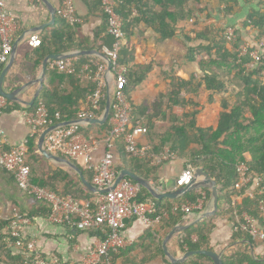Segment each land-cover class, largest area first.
Here are the masks:
<instances>
[{
  "label": "trees",
  "instance_id": "16d2710c",
  "mask_svg": "<svg viewBox=\"0 0 264 264\" xmlns=\"http://www.w3.org/2000/svg\"><path fill=\"white\" fill-rule=\"evenodd\" d=\"M86 2L90 14L101 13L103 17L102 27L95 32L93 42L80 36L81 21L71 25L57 14V22L53 27L55 30L44 37L37 47V56H33L34 62H41V57L44 56L42 52L61 55L75 50L94 49L102 53L103 47H112L114 40L107 33V18L101 2L99 0ZM120 2L116 12L123 21L125 40L136 35L138 25L142 24L161 42L173 41L182 44L184 51L179 60L197 70L192 72L188 79L171 76L169 89L153 99L150 106H137L131 102L132 123L139 121L147 129L146 134L151 141L150 151L158 155L163 149L170 147V151L181 158L189 153L191 169L194 172L203 169L218 187V212L180 232L174 238L181 253L213 251L211 235L217 222L227 216L234 219L235 211L238 215L243 212L249 213L257 218L260 226L264 228V184H260L255 190L253 198L245 195L246 189L236 187L238 164L247 165L252 176H264V0H120ZM219 20L227 25L218 24ZM235 20L240 21L237 23H240V26L235 24ZM202 22L205 27L200 30L187 29V25L198 27L196 25ZM181 23H184V26L181 27ZM230 30L233 32L232 35L229 34ZM250 34L251 37H248L250 39L246 38V35ZM252 53H257L259 59H255ZM90 59L97 60L99 64L104 63L96 57H85L74 64L75 68L80 69L84 65L83 62ZM133 62V52L128 43L122 44L118 65L127 67L124 91L129 100L132 90L142 83L147 71L152 70V67L150 69L149 66H136ZM175 66H178L177 63ZM47 76L60 85L69 82L72 86L71 92L65 95L63 90L57 87L52 89L45 87L35 104L25 108V111L33 112L43 104L50 116L60 114V123L79 120L81 101L86 100L87 94L95 89V85L89 82L83 84L75 75L59 72L54 68H51ZM218 101L221 111L218 114L217 126L207 128L199 126V116L207 106ZM105 105L106 98L101 102L98 117L102 115ZM11 107L19 106L7 100L5 111ZM175 107L183 109L181 116L174 114ZM76 129L87 139L95 138L102 141L109 134L111 126L108 120L104 125H78ZM43 131L44 129H41L27 141V165L30 168L31 183L61 195H70L79 201L91 202L95 209V199L99 195L90 193L73 169L52 164L39 154L37 143ZM192 145L194 147L190 148ZM116 146L123 164L116 168L117 172L126 168L136 175L157 181L154 175L159 167L152 166L151 158L139 159L129 155L125 150L124 137L116 142ZM0 172L5 173L11 183L19 188L13 174L2 167ZM83 174L93 183L91 170L83 169ZM60 185L62 191L58 190ZM203 194L207 203L211 197V191L208 189L193 191L177 200L158 201L146 189L141 188L139 200L153 203L158 215L170 213L175 204L196 203ZM236 197H241L243 201L240 204L233 203ZM40 203L45 210L42 214L46 218L50 213V206L43 201ZM20 214H24L22 210ZM27 216L36 218L34 213H28ZM184 216L181 212L175 216L170 214L168 219L157 226L156 231L150 229L145 239L148 237L153 239L161 232L164 235L168 234L182 222ZM235 224V227H238L236 221ZM8 225L9 221H1L0 232ZM4 239L5 237L0 235V264H25L26 254L18 249L8 248L3 243ZM258 244L247 233L234 232L230 248L223 255V263L264 264L263 258L256 259L252 255ZM121 249L110 252L113 262ZM157 251L160 257L166 260L161 241L158 243ZM4 257H9L10 261ZM166 262L171 264L167 260ZM182 264L214 262L204 255H195Z\"/></svg>",
  "mask_w": 264,
  "mask_h": 264
},
{
  "label": "built area",
  "instance_id": "2783aa9c",
  "mask_svg": "<svg viewBox=\"0 0 264 264\" xmlns=\"http://www.w3.org/2000/svg\"><path fill=\"white\" fill-rule=\"evenodd\" d=\"M103 12L107 18V33L113 38L111 48L103 47L102 52L112 62L115 72L113 75L115 90L113 92L112 114L109 119L111 130L102 141L92 138L87 139L79 133L76 126H58L51 131L45 140V148L55 154L77 162L83 169L93 172V184L99 188H110L106 194H98L95 199V209L91 202H83L74 199L70 195H61L48 188L35 186L30 180V168L27 165L28 139L6 149L3 141L4 131L0 126V167L14 175L19 188L43 201L50 206V213L46 221L56 226L71 225L79 231L97 230L100 239L93 249L78 263L70 264H114L110 252H116L120 248L132 245V241H126L121 233L125 219H137L147 229L157 227L163 220L168 219L170 214L177 215L180 212L185 216L202 211L205 204V194L196 203L175 204L170 213L164 212L156 215L153 203L139 200L141 186L128 179H123L115 187L118 175L113 149L116 142L124 137L126 152L137 158H149L147 147H140L137 138L145 135L147 129L141 122L132 123V106L124 87L126 86L125 75L127 67L118 65L119 50L125 39L123 21L117 14L116 8L120 0H99ZM58 15L68 23L79 22L73 0H61L57 11ZM18 27L13 15L6 9L4 1L0 0V67L9 61L13 50L14 35ZM229 34L233 32L230 30ZM30 43L34 47L40 45V40L33 37ZM255 59H259L257 53H252ZM51 68L57 69L69 75H75L95 85V89L86 96V108L80 112V119L98 118L101 111V102L105 98L106 86L105 65L90 63L83 65L79 70L73 67L67 60L55 61ZM7 107V99L0 95V117ZM25 121L29 127V137H34L41 129H48L60 125L61 116L56 113L50 116L45 105L40 104L33 112L24 113ZM130 126V128H129ZM100 142L106 147L102 158L98 163H92V155ZM175 159L170 151L165 150L158 157L156 163ZM238 176V189H246L245 195L253 198L255 190L264 184V176H252L249 167L243 163L236 167ZM195 172L187 168L180 175L177 185L179 187L190 185L195 179ZM262 208V203H260ZM238 227L234 232L247 233L254 241L264 243V228L258 220L247 212L238 215ZM9 221L6 230L5 243L8 248L18 249L26 254L25 264H63L58 257H44L38 250L34 240H26L24 231L29 227L33 219L27 215L14 214Z\"/></svg>",
  "mask_w": 264,
  "mask_h": 264
},
{
  "label": "crops",
  "instance_id": "0c3cea01",
  "mask_svg": "<svg viewBox=\"0 0 264 264\" xmlns=\"http://www.w3.org/2000/svg\"><path fill=\"white\" fill-rule=\"evenodd\" d=\"M3 1L6 9L13 15L18 27L14 35L13 43V49L14 47L17 48L16 57L14 63L6 74L4 79V87L8 93L17 91V95L15 97L16 101L12 103L17 104L19 107L9 108L0 117V126L4 131V144L7 147H12L28 139L29 137L30 131L26 124L24 113L27 112L25 111V108L31 107L30 103L33 102L37 95L39 98L45 87H49L50 89L57 87L58 89L63 90L65 95H68V93H70L72 90V86L69 84V82L60 85L53 81L51 77L47 76L49 71H51V66L55 62L54 60L49 62L47 71L44 74L43 65L45 60L53 54L42 52L41 54L44 56L41 57V62H34L33 56H37V47L32 46L30 43V40L33 37H37L38 40L42 41L44 37H46L48 34H51L53 27L57 22V11L61 4V0ZM73 1L76 8L77 17L79 18V21L82 22L79 29V34L82 37L90 39V42H93L95 32H97V30L100 29L103 24L102 14H90L89 6L87 5L88 3L86 0ZM54 9L56 10V13L55 19L53 20L52 11H54ZM180 26H184V23H181ZM126 43H128L130 50L133 52V64L141 67L149 66L150 69L152 67V70L147 71L145 79L142 81V83H139V85H137L130 93V102H132L134 105L150 106L153 102V99L169 89L171 76H175L179 79H188L192 72L197 71L188 63L183 64V62L179 60L184 51L182 44L179 45L173 41L161 42L156 35H154L142 24L138 25L136 35L132 36L129 40L124 39L123 45ZM90 50L97 51L94 49ZM90 50H75L64 54L72 55L71 58L66 60L69 62V64L75 67L74 64L80 62V58H91L95 56H76L75 54L73 55V53ZM101 60L104 61L103 59ZM9 61L0 67V77L6 66L9 64ZM83 63L86 65L98 62L97 60L90 59L84 61ZM176 63L178 66H175ZM102 65H105L107 68L105 77L106 86L104 89V94L107 97L108 91L113 93L115 90V83L108 63L104 61ZM79 79L83 84L84 82H88L81 78ZM85 103L86 102L84 100L81 101L80 112L86 108ZM213 105L207 106L204 112L199 116V126L204 128L217 126V121L215 124L211 123L212 119H214V116L210 115L208 116L207 121L202 124V119L209 111L208 108H212ZM173 112L174 114L181 116L183 114V109L175 107ZM137 142L140 147L148 148V153L151 156L149 158L152 159V166L159 167L157 173L154 175V178H157V181H153V178L147 180L154 183L161 191L162 186L167 187V185H172V183L176 182V188H168L166 193H170L177 188H181L177 185V181L185 169L191 168V158L189 153L181 158L178 155L172 153L170 151V147H166L162 152L156 155L150 151L151 141L148 139L147 134L138 136ZM106 147L107 146H105L103 142L98 144L96 151L92 155L93 164L99 162L106 151ZM193 147V145L190 146V148ZM165 150H168L173 155H175V159L166 160L162 163H156V157H158ZM112 151L114 154L116 168L121 167L123 164L121 162V157L118 150L116 151L115 148V150L113 149ZM49 162L55 164L51 161ZM76 164L78 163L76 162ZM58 166H62L64 168L66 167L63 165ZM78 166L81 167L79 164ZM124 169L126 168H123L122 170ZM202 178L203 177L200 176L197 179L200 180ZM58 190L62 191V185L58 187ZM33 198L32 196L28 195V193L21 191L16 186V184L11 183L5 173L0 172V223L3 220H10L11 217L16 213L20 214V210L23 211V215L34 213L36 218L33 219L32 224L24 231L26 240H34L38 250L44 257L56 256L63 264L80 262L93 249L97 241H99L100 232L97 230L79 231L71 225L56 226L48 223L42 214L45 211L42 204L40 201L38 202L35 198ZM162 201H164V199ZM242 201L243 200L241 197H236L234 198L233 203L237 202L240 204ZM208 203L209 201L204 204V209L202 211L184 216L182 222L178 223L177 225L186 227V229L192 227L190 225L196 219V214L204 212L208 207ZM165 204L166 203H164V205ZM235 212L234 219L227 216L223 217L217 222L218 224H216V228L211 235V247L213 249L212 252L223 253L224 255L225 251L230 248V240L236 225L235 221L236 223L238 221L235 216ZM186 221L188 223H186ZM153 229L156 231L157 227ZM6 230L7 226H5V228L0 232V235L5 237V239ZM149 230L150 229H147L137 219H125L123 227L121 228V233L126 241H132L133 244L125 246L121 249V252L114 259V264H167L166 256L164 255L166 260H163L162 257H160V254H158L157 249L158 243L160 241L163 249L165 238L172 230L168 234L164 235L163 232H161L153 239H149V237L148 239H145L147 238ZM175 237L176 236H174L169 241L168 249L173 257L181 258L184 254L181 253L176 239L174 240ZM5 239L3 240V243H5ZM257 242L259 244L252 251V255L256 257V259H264V243L259 241ZM4 258L7 261H10L9 257Z\"/></svg>",
  "mask_w": 264,
  "mask_h": 264
},
{
  "label": "water",
  "instance_id": "95a60500",
  "mask_svg": "<svg viewBox=\"0 0 264 264\" xmlns=\"http://www.w3.org/2000/svg\"><path fill=\"white\" fill-rule=\"evenodd\" d=\"M55 13H56V10L54 9V11H52L53 20L55 19ZM16 52H17V48L14 47L13 52L11 53L9 64L6 66V68L4 69V71L2 72L1 77H0V95H2L8 101H11V102L16 101L15 97L17 95V91H14L12 93H8L4 87V79L6 77L8 70L11 68L12 64L14 63V60L16 57ZM74 54L76 56H95V57H98L100 59H103L105 62L108 63L111 75L114 73L112 71L111 60L108 57H106L105 55L99 53L98 51H93V50L81 51L78 53H73V55ZM71 57H72L71 54H61V55L49 56L45 60V63L43 65L44 74L47 71L48 64L51 60H54V61L66 60V59H69ZM37 98H38V95L33 100V102L30 103L31 106H33L35 104ZM111 107H112L111 92L108 91L105 109H104L101 117L95 118V119H80V120H76L73 122H65V123H62V124L57 125L55 127L48 128L41 133V135L38 139V143H37L38 151H39L41 156L45 157L47 160H49L55 164L63 165V166H66V167L73 169L79 175L83 186L90 193H93V194H106L110 191V188H99V187L95 186L93 183L89 182L85 178V176L83 174V170L76 163H74L73 161H71L67 158H64L62 156L55 155V154L49 152L45 148V145H46L45 140H46L47 135L58 126L68 128V126H78V125H82V124L104 125L109 119V116L111 113ZM200 176H202L203 178L198 180L197 178ZM123 179H129V180H132L133 182L139 184L142 188L146 189L154 199H156L158 201H161L163 199L177 200V199H180V198L184 197L186 194L191 193L193 191H198V190H202V189L210 190L211 191V197H210V200L208 203V207L206 208V210L204 212L196 214V219L194 220L193 223H191L190 226L197 225L198 223H201L206 218L214 216L218 212L219 191H218L217 184L203 169L197 170L195 180L190 185L183 186L181 188H177L170 193H166V191L168 190V188H170V189L176 188V182L172 183V185H167V187L162 186V191H161L160 189H158L156 187V185L154 183H152V182L148 181L147 179H145L144 177L136 175V174H134L131 171L126 170V169L121 170L119 172L113 187H115L117 184H119ZM185 229H186V227H183L181 225H177L165 238V241L163 243L164 255L166 256L167 260L171 264H182L186 260H188L189 258H191L195 255H204V256L212 259L214 264H224L223 263V253H216V252H212L211 250L210 251H191V252L185 253L181 258L173 257L172 254L170 253L169 249H168V243L174 236H176L181 231H184Z\"/></svg>",
  "mask_w": 264,
  "mask_h": 264
},
{
  "label": "rangeland",
  "instance_id": "374dc122",
  "mask_svg": "<svg viewBox=\"0 0 264 264\" xmlns=\"http://www.w3.org/2000/svg\"><path fill=\"white\" fill-rule=\"evenodd\" d=\"M255 1H257V0H255ZM236 22H235V24H237L238 22H240L239 20H235ZM218 22V24H224V21H217ZM204 22H202V23H199L198 25H196V26H198V27H195V25H187V29H194V28H197V29H202V28H204L205 27V25L203 24ZM206 23V22H205ZM209 23V22H208ZM227 24H224V26H226ZM237 25H239L240 26V23L239 24H237ZM236 25V26H237ZM249 34V33H248ZM248 37H251V34L248 36V35H246V38H248ZM248 39H250V38H248ZM184 75V74H183ZM186 75V74H185ZM185 77V76H184ZM217 99H218V97H217ZM209 109V111H208V113H206L205 114V116H204V118L202 119V124L203 123H205L206 121H207V118H208V116L210 115V116H214V119H212V121H211V123H213V124H215L216 123V121H217V118H218V114L220 113V111H221V107H220V104H219V101L218 102H215V104L212 106V108H208ZM212 111H213V113H212Z\"/></svg>",
  "mask_w": 264,
  "mask_h": 264
},
{
  "label": "clouds",
  "instance_id": "9594fccd",
  "mask_svg": "<svg viewBox=\"0 0 264 264\" xmlns=\"http://www.w3.org/2000/svg\"><path fill=\"white\" fill-rule=\"evenodd\" d=\"M124 41V40H123ZM41 42V41H40ZM41 44V43H40ZM40 46V45H39ZM38 46V47H39ZM102 54H103V52H102ZM104 55V54H103ZM106 56V55H105ZM107 57V56H106ZM110 59V58H109ZM111 64H112V62H111ZM112 71L114 72V70H113V67H112ZM112 75H114L115 76V72L112 74ZM114 92V91H113ZM127 95V94H126ZM104 96H105V94H104ZM128 97V96H127ZM105 98H107L106 96H105ZM104 98V99H105ZM111 98H112V102H113V93H111ZM128 99H129V97H128ZM103 114V113H102ZM111 114H112V107H111V113H110V116H111ZM110 116H109V119H110ZM99 118V117H98ZM108 119V120H109ZM63 123H65V122H63ZM62 124V123H61ZM45 131V130H44ZM65 158V157H64ZM75 162V161H74ZM78 165V164H77ZM82 170H83V168L82 167H80ZM197 172V171H196ZM196 172H195V174H196ZM118 174H119V172H118ZM195 177H196V175H195ZM129 180V179H128ZM195 180V179H194ZM193 180V181H194ZM142 188V187H141Z\"/></svg>",
  "mask_w": 264,
  "mask_h": 264
}]
</instances>
